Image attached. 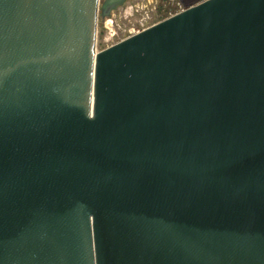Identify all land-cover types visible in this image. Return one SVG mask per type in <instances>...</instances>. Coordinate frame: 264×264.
<instances>
[{
  "label": "water",
  "instance_id": "water-1",
  "mask_svg": "<svg viewBox=\"0 0 264 264\" xmlns=\"http://www.w3.org/2000/svg\"><path fill=\"white\" fill-rule=\"evenodd\" d=\"M128 1L0 0V264H264V0Z\"/></svg>",
  "mask_w": 264,
  "mask_h": 264
},
{
  "label": "rangeland",
  "instance_id": "rangeland-1",
  "mask_svg": "<svg viewBox=\"0 0 264 264\" xmlns=\"http://www.w3.org/2000/svg\"><path fill=\"white\" fill-rule=\"evenodd\" d=\"M102 1V0H101ZM155 9H152L151 21L157 22L162 19L169 17L176 12L185 9L201 0H153ZM147 2H144L146 4ZM142 2L140 0H129L117 12L113 13L112 17L114 20V30L110 28H104L101 24L100 18L97 23L96 33V51H101L119 39L127 36L131 31H135L139 28L140 20L144 16L142 8ZM147 10V9H146ZM129 13L131 15H129Z\"/></svg>",
  "mask_w": 264,
  "mask_h": 264
},
{
  "label": "built area",
  "instance_id": "built-area-1",
  "mask_svg": "<svg viewBox=\"0 0 264 264\" xmlns=\"http://www.w3.org/2000/svg\"><path fill=\"white\" fill-rule=\"evenodd\" d=\"M141 2H142V8H140V10H143V12H145L144 13V16L142 17V20H140V23H139V28L138 29H136L135 31H131L127 36H125V37H123V38H121V39H119L117 42H115V43H118V42H120V41H122V40H124V39H126V38H128V37H130V36H133V35H135V34H137L138 32H140V31H142V30H145L146 28H149L150 26H152V25H154V24H156V23H158V22H160V21H162V20H164V19H162V20H160V21H157V22H153V21H151V13H152V9L150 10V8L149 7H153V9H155V4H154V1L153 0H140ZM202 1V0H201ZM144 2H147L146 4H144ZM200 2V1H199ZM198 3V2H197ZM196 4V3H195ZM194 5V4H193ZM149 6V7H148ZM192 6V5H191ZM189 7V6H188ZM147 9V10H146ZM184 10V9H183ZM182 10H180V11H178V12H176V13H179V12H181ZM175 13V14H176ZM129 15H131L130 13H129ZM172 15H174V14H172ZM172 15H170V16H172ZM169 16V17H170ZM168 18V17H167ZM166 19V18H165ZM114 20H113V17H112V23H111V25L108 27V28H110V30L111 31H113L114 30ZM114 43V44H115Z\"/></svg>",
  "mask_w": 264,
  "mask_h": 264
}]
</instances>
